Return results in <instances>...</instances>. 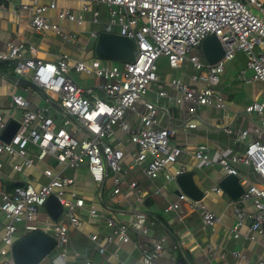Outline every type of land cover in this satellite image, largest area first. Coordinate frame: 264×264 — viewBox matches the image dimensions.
<instances>
[{
  "label": "built area",
  "instance_id": "1",
  "mask_svg": "<svg viewBox=\"0 0 264 264\" xmlns=\"http://www.w3.org/2000/svg\"><path fill=\"white\" fill-rule=\"evenodd\" d=\"M93 4H104L108 8L109 20L102 32L113 33L131 39L136 44L137 57L134 62H109L94 59L86 62L73 59L66 54L56 61H44L36 58V48L31 44L9 41L6 50L0 52V63L11 65L15 75L31 82L55 109L51 115L48 108L29 107V103L21 95H11V110L19 112L18 120L13 113L7 114L0 109V134L9 121L18 123V128L9 142L0 139V155L6 154L12 159H21L20 163H12L11 168L25 179L35 168L36 162L52 159L55 167L76 170L82 165L92 182L101 185L111 172L114 189L118 194L122 160L125 155L123 143L115 136V130L122 133L127 141L135 146L130 155V167L143 165L142 172L150 179L163 175L166 181L175 180L184 174L179 168L172 174L166 171L167 166L175 163L182 155L179 146L171 145L170 138L174 131L158 126L157 107L145 100L148 93L156 98H168L166 89L173 90L176 95L170 100L176 105L189 104L188 114L193 116L197 109L213 106L223 109L225 98L217 89L219 79L224 70V62L233 59L236 52L247 57L245 67L239 72V79L245 83H261L264 93V55L256 53L255 47L264 43V8L258 0H77ZM18 10L32 12L31 27L36 32L52 30L62 40L70 41L75 35L61 32L57 25L50 24L45 13L56 10L51 1L48 5H40L38 0H31V5L19 0ZM3 4L0 2V9ZM262 13L263 16L253 11ZM88 11L84 5L81 12L73 13L69 9H60L57 19L83 22V14ZM98 13L93 12V22H97ZM98 32H91L96 38ZM209 35L215 36L223 50V58L214 65H208L192 54L201 42ZM164 58L170 70L178 69L189 63L194 70V85L174 77L166 82L160 81L157 61ZM250 71L251 75L246 76ZM73 74L93 77L98 80L94 87L80 86L75 82ZM155 87V88H154ZM99 92L102 97L97 95ZM143 107L139 117V127L131 126L125 120L126 111H136L137 104ZM248 114H262L264 102L252 103L245 108ZM185 128L193 129L192 121L185 123ZM260 128H255L259 132ZM226 133L231 131L226 128ZM248 132L242 130L238 140L243 141ZM36 149L31 156L28 147ZM194 158L204 166L217 163L226 175H238L233 167L244 165L256 175L255 182H249L243 189L238 201H250L253 213H238V219L231 227L233 238H239V228L244 220L249 224L244 239L255 240L264 236V142L253 139L246 143L242 154L225 157L218 156L213 162L205 145L196 146ZM41 174L47 179L46 184L34 186L23 181L16 185L11 193L0 191V213L5 221L0 226V258L1 264H15L12 246L21 225L23 236L42 231L55 240L52 253L54 256L48 264H94L87 259H76L69 263L66 246L69 242L70 227L81 225L78 210H82L84 200L72 189L74 180L45 167ZM128 187L135 191L136 201L142 197L134 181ZM220 191V189H217ZM55 196L62 207L60 221L40 224L37 216L48 197ZM179 201H187L192 210L200 215L204 226L212 227L217 217L207 210L201 201H194L184 194L178 195ZM175 202L164 208L165 212L177 210ZM128 212L137 215L135 208ZM88 219L98 220L100 213L94 207L87 211ZM106 227L111 231L107 241L121 244L129 242L127 226L111 217H104ZM146 228L142 229L146 233ZM96 241V236L89 237ZM161 243L147 248L142 254V264H156L161 251ZM99 249V253H103ZM51 253V254H52ZM43 264V263H38ZM244 264H248L245 262ZM254 264H264V250Z\"/></svg>",
  "mask_w": 264,
  "mask_h": 264
},
{
  "label": "crops",
  "instance_id": "2",
  "mask_svg": "<svg viewBox=\"0 0 264 264\" xmlns=\"http://www.w3.org/2000/svg\"><path fill=\"white\" fill-rule=\"evenodd\" d=\"M38 1L40 5H48L51 1L55 3L56 10H48L45 13L46 20L50 24L57 25L61 32L75 35L74 39L64 41L52 30L34 31L30 23L32 12L19 11L17 9L19 0H0L3 4V8L0 9V52L6 50L9 41H16L34 46L37 50L36 58L44 61H56L63 54L86 62L96 59L93 54L96 38L91 36V32L95 31L99 34L108 22L109 12L106 5L77 0ZM258 1L264 8V0ZM23 3L29 6L31 0H23ZM84 5L88 6V11L83 14V22L80 25L56 17L60 9H69L73 13H78ZM252 9L263 16L256 9ZM95 11L98 13L97 22H93ZM113 34H117L116 29ZM255 52L264 55V43L256 46ZM192 54L203 61L199 48ZM246 61L245 54L236 52L232 60L224 62V70L217 86L225 98L223 109L213 106L200 107L193 116H190L189 104H174L170 98L176 93L169 88L166 89L168 98H156L152 92L144 98L157 107L158 126L174 131L170 144L179 146L183 150L182 155L175 163L167 166L166 171L172 174L182 168L184 173H191L195 186L203 194L199 201L217 217L212 227L202 224L199 213L192 210L187 201L178 200V195L182 193H178L179 187L175 180L166 181L162 174L150 179L142 172L143 165L130 167V155L135 151V146L130 144L118 130H115V136L123 143L125 149L118 194L112 193L114 185L111 172H107L102 184L97 185L92 182L85 166L76 170L61 169L55 167L52 159H46L44 162H36L35 168L25 179L11 168L13 162L20 163L21 159H12L6 154L0 155V191L11 193L12 189L23 181L30 182L34 186L46 184L47 179L41 174V170L45 167L73 178L72 189L84 200L85 205L82 210H78L81 225L70 227L68 230L69 242L65 250L69 255V263L75 262V258L72 257L77 254L76 259H87L94 264H142L143 252L150 246L161 243L162 248L156 264H244L245 262L254 264L264 250V236H257L253 241L244 239L243 235L249 226L246 220L239 228V238H233L231 233V227L238 219V213L248 215L253 213L254 209L250 201L239 202L238 198L233 200L221 190L219 182L225 174L214 162L221 155L231 157L242 154L246 143L250 140L259 139L264 142V112L260 115L245 112L248 105L264 102L261 83H245L238 77ZM157 65L160 81L166 82L171 78L179 77L184 82L194 85L192 76L195 72L189 63L186 62L175 70H170L168 67L160 70L158 61ZM75 75L77 74H73L74 79ZM250 75L251 72L247 71L246 76ZM80 76L83 84L88 82L84 87H94L98 83L93 77ZM19 78L21 77L14 74L11 65L0 63V109L5 110L7 114L13 113V117L18 120L20 113L11 110V95L18 94L25 98L31 109L48 108L50 114L55 115L54 107L49 105L42 93L19 83ZM97 95L102 97L99 92ZM142 111L143 107L138 103L136 111H126L125 120L131 126L138 128V115ZM187 121L194 122L195 128H185ZM226 128L231 133H226ZM255 128H260L259 132H256ZM242 130L248 132V137L240 141L237 138ZM198 145L207 147L213 164L204 166L194 158L193 152ZM35 151L34 147H28L29 156ZM233 167L238 172L236 176L243 189L249 182L256 181L257 177L249 167L239 164ZM132 181L136 183L142 197L140 202L136 201L135 191L128 187ZM175 202L179 205L177 210L164 211L166 206ZM89 207L98 210L101 215L98 220L88 219ZM130 207L135 208L138 214L128 212ZM42 212L45 213L43 216H41ZM104 217H111L127 226L128 243L107 241L111 231L106 227ZM42 219L44 221L41 222ZM62 219L63 217L60 216L57 221ZM4 221L0 213V226ZM37 221L40 224L53 222L44 208L40 209ZM143 228H146V233L142 232ZM92 235L96 236L94 242L89 238ZM22 237V227L18 225L15 240ZM99 249H103V253L100 254ZM54 254L52 253L42 263L48 264Z\"/></svg>",
  "mask_w": 264,
  "mask_h": 264
},
{
  "label": "water",
  "instance_id": "3",
  "mask_svg": "<svg viewBox=\"0 0 264 264\" xmlns=\"http://www.w3.org/2000/svg\"><path fill=\"white\" fill-rule=\"evenodd\" d=\"M203 61L208 65H214L223 58V50L213 35L206 37L199 46ZM93 54L96 59L121 63L134 62L137 57V48L134 41L118 34L100 32L94 42ZM18 82L38 90L31 82L19 78ZM18 128V123L9 121L0 139L9 142ZM179 192L194 201L201 200L203 194L195 186L191 173H184L175 179ZM219 187L233 200L239 198L243 188L239 184L236 175H226L220 182ZM43 208L50 220L55 222L62 213V207L55 196H50L45 201ZM55 240L42 231L29 233L16 240L12 246V255L15 264H38L47 259L53 252Z\"/></svg>",
  "mask_w": 264,
  "mask_h": 264
},
{
  "label": "rangeland",
  "instance_id": "4",
  "mask_svg": "<svg viewBox=\"0 0 264 264\" xmlns=\"http://www.w3.org/2000/svg\"><path fill=\"white\" fill-rule=\"evenodd\" d=\"M158 64H159V66H160V70H163V69L167 68V64H166V61H165L164 58L159 59V60H158ZM75 82H76L78 85H80V86H86L85 84H88V82H86L85 84L82 83V80H81V76H80V75H75ZM82 166H84V165H82ZM82 166H81V167H82ZM41 214H42L41 216H43V214H45V213L42 212ZM37 219H38V216H37ZM42 221H44V220L42 219L41 222H42Z\"/></svg>",
  "mask_w": 264,
  "mask_h": 264
}]
</instances>
